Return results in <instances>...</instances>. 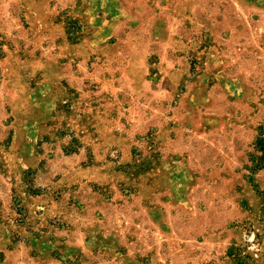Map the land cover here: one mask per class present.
<instances>
[{
  "label": "rangeland",
  "instance_id": "rangeland-1",
  "mask_svg": "<svg viewBox=\"0 0 264 264\" xmlns=\"http://www.w3.org/2000/svg\"><path fill=\"white\" fill-rule=\"evenodd\" d=\"M0 264H264V0H0Z\"/></svg>",
  "mask_w": 264,
  "mask_h": 264
}]
</instances>
